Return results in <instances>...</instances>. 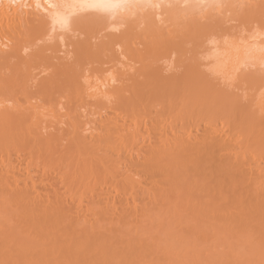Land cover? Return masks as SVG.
Instances as JSON below:
<instances>
[{"label":"bare ground","instance_id":"6f19581e","mask_svg":"<svg viewBox=\"0 0 264 264\" xmlns=\"http://www.w3.org/2000/svg\"><path fill=\"white\" fill-rule=\"evenodd\" d=\"M95 2L0 0V264H128L121 261L125 254L137 259L135 263L133 260L136 259L129 258L134 264H264V136L260 137V133L253 140L252 127H245L243 121L244 125L234 123L231 117L222 113L223 110H217L218 106L214 110H210L211 106L209 110H202V105L200 109L198 106L189 109L186 101L178 99L179 107H175V96L174 106H171L169 98L173 96L170 97L168 90L174 89L175 80L158 81L161 85L157 82L158 85H154L153 82V89L144 81L145 85H149L145 88L147 91L141 89L136 94L137 88L132 85L133 81L136 82L133 74L139 69L133 72L130 68L134 65L126 62L145 61L142 49L136 47L141 41H136L134 36V41L130 38L132 24L128 18L131 14L138 11V16L148 7L153 10L155 19L150 23L152 20L148 22L142 18L145 26L148 24L153 29L152 24L162 19L164 22L160 23L168 25L167 22L172 20L170 25L174 23L178 26L186 21L183 19L185 16L178 15L187 14L185 11L189 7L179 6L177 8L184 10L175 12L177 5L191 4L192 7L193 4L212 0H124L128 4L126 8L110 12L93 7ZM251 2L254 0H240L237 5L232 4L239 8L244 6L249 9L248 12L258 6L255 13L260 12L263 16L262 1L261 4L255 0L256 6ZM49 3H62L66 7L54 16L46 15ZM209 5L207 14L210 13ZM247 5L254 6L250 9ZM223 6L220 7L225 12L226 7ZM198 11L199 16L202 11ZM86 12L104 15L107 21L112 22L110 26L118 27L115 30L119 29V34L108 36L109 39L99 42L92 51L84 48L89 54L83 47H77L74 61L70 66L67 64L65 70L56 74V69H51L47 76L40 77L39 74L37 81L33 79L34 75L28 68L37 59H42L40 53L45 51L38 50L40 53L24 56L33 40L49 34L48 38L52 37L51 32L66 30L67 27L75 31L73 25L76 19H83L73 16ZM240 12H231L230 16L235 20ZM222 15L225 13L220 18L225 17ZM200 17L204 18L203 15ZM226 18L224 21H229ZM255 21L257 24V19ZM197 23L206 25L204 22ZM197 23H192L196 33L201 28L199 26L198 29ZM262 24H257L258 27L246 36H231L228 31L225 38L202 41L210 43L202 46L208 63L213 64L212 67L207 66L212 69H209L210 78L214 80L219 76L224 82H230L228 79L233 80L236 70L246 63L264 69V21ZM100 25L104 29L109 27ZM110 28V31L114 29ZM88 29L87 32L92 35L97 27L94 29L91 25ZM187 31L189 37L190 28ZM209 31L202 34L203 38L210 35ZM58 35L65 37L60 33ZM168 36L163 37L166 41L160 38L162 42L149 49L154 52L160 49L162 59L173 52L172 47L182 51L177 40L173 44L174 35L171 33ZM196 38L201 42L198 36L194 40ZM114 45L119 48V53L114 50ZM108 52L110 56L104 57L112 63L108 68L102 65L91 67L92 62L98 63ZM45 54L48 56L47 52ZM86 60H90V68L83 67ZM116 62L124 63V66L128 64L126 68L131 71L122 69L123 65L118 67ZM52 67L55 68V65ZM194 69L189 70L193 72ZM154 70L157 72L159 69ZM60 73L64 76L63 81H58L56 77ZM193 75L199 76L197 72ZM158 76L161 78L162 74ZM203 79L205 84L208 79L205 76ZM127 81L131 82V86ZM262 88L258 91L262 92ZM180 90L183 91V87ZM184 95L177 96L182 98ZM256 95L253 103H249L250 111L264 112V93ZM232 109L234 111V107ZM56 151L59 154L53 157ZM197 187L201 189L198 188L201 197H182L184 190L189 192L192 188L197 191ZM16 222H22V226ZM117 238L122 241L118 243L120 253H125L122 258L118 251H114L118 250L114 245Z\"/></svg>","mask_w":264,"mask_h":264},{"label":"rangeland","instance_id":"374dc122","mask_svg":"<svg viewBox=\"0 0 264 264\" xmlns=\"http://www.w3.org/2000/svg\"><path fill=\"white\" fill-rule=\"evenodd\" d=\"M226 2L224 3V1L223 0H216V1H213L212 0V2H209V3H202V4H193L192 5V7H190V5L189 4H183V5H175L176 6V8L175 9H177L175 12H177V11H183L182 9H179V8H177V7H181V8H185V7H189L188 9H186V13L188 14H185V15H181L180 13H178V14H180V15H178V16H185V17H183V19H185L186 21L183 23V24H181V23H179V25L177 26V24L175 25L174 23H172L171 25H172V27H173V29H172V27H169V26H171L170 25V21H172V20H170V21H168L167 23H168V25L166 24V22L165 23H160V22H164V20L162 19V21L160 20L159 22H155L156 24H152L153 25V29H152V26H150L151 27V29H149L150 27L148 26V24H147V26H145L144 25V23L143 22H141V19L142 18H145L148 22L150 21V20H152L150 23H152L153 22V20L155 19V17H153V15H152V12H153V10L151 9H149L148 7H146V9H144V11H142V12H139V15L137 16V14H138V11L137 12H135L134 14H131V16L128 18V21L130 20V22H131V24H132V32L130 33V38H131V40H133L134 41V38L136 37V41H137V39H138V41H141L139 44H138V42H137V45L139 46H137L136 45V47L139 49V50H141V53L142 54H144L145 55V58H144V62H142L143 60H141V59H139V61H135V63H134V61H133V63L131 62V61H126L129 65L131 64V66L132 65H134V66H132V68H130L133 72H135V70H136V68L137 69H139V72H142V74H139V72L138 71H136L135 73L137 74L138 73V75H136V74H133V72H132V74H133V76H135V78H136V82L135 81H133V83H132V85L134 84L135 86H133V87H135V88H137V90H136V94H137V92L139 91V90H141V89H145V88H148L149 87V85L151 86V87H149V88H152L153 89V82H154V85L156 84V85H158L157 83H159V82H165V81H167V82H170V81H173V80H175V87L176 88H179V89H175V87H174V89L176 90L175 92H174V89H172L171 87L169 88V89H172V90H168V93L169 94H171L170 95V97L171 96H173L172 98H169L170 100H171V106L174 104V102H173V99H174V96H175V99H174V101L176 100V102H175V107H176V105H178L177 103H179V101H178V99H182V102L184 101H186L187 102V104H189V106H187V104H185V103H181V105L182 104H185V106H187V107H189V109L191 108V109H193L194 107H197L198 109H200V108H202V110H203V108L205 109V108H207L208 110H209V108H210V106H211V108H210V110H214V108L216 109V106H218L217 107V110H221V112H222V110H223V112L222 113H224L225 115H228L229 117H231V119H233V120H231V121H233L234 123L236 122V123H240L241 125H244L245 127H248V128H250V127H252V129L253 130H251L252 131V134L253 135H251V138H252V136L254 137V138H252L253 140H255V138L256 137H259L258 135L261 133L262 135L260 136V137H263L264 136V112H258L257 110H253L252 112H254V113H252L251 111H250V108H251V104L253 103V99H254V96H257L256 94H259V93H261V94H263L264 93V69L262 70V68H261V66H258V65H255L254 64V66H251L252 64L250 63V65H248L247 63H246V65L244 64L242 67H239V69L238 70H236L237 71V73L236 74H234V76L235 77H232V78H234L232 81L230 80V78L228 79L230 82H228L227 80V83H229L228 85H227V83L226 82H224L222 79V77H220V78H218L219 76H217V78L215 77L214 78V80H213V77L212 78H210L212 75L210 74V70L209 69H211V68H209L208 69V67L210 66V67H212V63H208V59L205 57V54L206 53H203L204 51H205V49H204V47H203V49H202V46H205V44H206V46H207V43H208V45L210 44L209 42H211V41H213V40H215L216 38H220V39H222L223 37L225 38V36H227L228 35V33L230 32L231 34V36H233V34L234 35H236V36H239L240 34H243L244 36H246L247 34H250V33H252L251 31H253L254 30V27L256 28V27H258V25H260V23H261V25L263 26V21H264V6H263V4H264V0H261L262 1V3H261V1L260 0H256V2L257 1H259L260 3H259V5H261V8L263 9L262 10V14H263V16L261 15V14H259L258 12H257V14H259L260 16H262V17H260V16H258L256 13H255V9H257L256 11H258V6L257 7H255V9L253 8V6L254 5H251V7H250V5H247L246 7H250V9H252V11L251 12H248L249 11V9L247 10V8H245L244 6H242V8L244 9V10H241L242 8H239V7H236V6H234V5H237L238 4V2L240 1V0H225ZM238 1V2H237ZM256 2H255V0H254V2H251L252 4L253 3H255V6L257 5L256 4ZM225 5V12H223L222 11V8L221 7H223L224 8V6H223V4ZM234 5H233V4ZM210 4V5H209ZM250 4V3H249ZM167 5V4H166ZM187 5V6H186ZM196 5V6H195ZM203 5H205V8H204V6ZM208 5H209V14H207V12H208ZM212 5H213V7H212ZM216 6V8H215V6ZM168 6V5H167ZM170 6H172V5H170ZM221 6V7H220ZM234 8H233V7ZM263 6V7H262ZM166 7V6H165ZM174 7V6H173ZM212 7V8H211ZM219 7H220V9H219ZM228 7H230V10H229V8ZM241 7V6H240ZM169 8V7H168ZM196 8H197V10H196ZM215 8V9H214ZM232 8V9H231ZM239 8V9H238ZM198 9L200 10V11H202V14H200L199 13V16H198V13L197 12H199L198 11ZM205 9V10H204ZM218 9V13H220V15L218 16V14H217V12H216V10ZM234 10V11H233ZM239 10H241V12L242 11H245V12H243V14L244 15H242L241 14V12L239 11ZM247 10V11H246ZM261 10V9H260ZM259 10V11H260ZM192 11V12H191ZM233 12V13H235V12H240L239 14H241V15H239L238 14V16H236V19L235 20H233L232 19V17L230 16L231 14V12ZM174 12V11H173ZM173 12H172V14H173ZM206 12V14L208 15H206V14H204ZM214 12V13H213ZM229 12V13H228ZM247 12V13H246ZM87 13V14H86ZM85 14L83 13V14H77V16H73V18H75V17H79V18H82L83 20L82 21H80L81 19H79V21L76 19V24L75 25H73L74 27L73 28H75V31L74 30H72V29H70L69 27H67V29L65 30V29H63V30H55L56 32L55 33H53V32H51V34H53V36L52 37H49L48 38V36H50V34L49 35H45V36H43L42 38H37V39H35V40H33V42L31 43V45H30V49H27V54H25L24 56H28V55H30V54H32V53H40L39 51L41 50V51H44V52H41L40 53V57H42V59L41 58H39V59H37V61H35V62H33L32 64H31V66L28 68L29 69V72H30V74L31 75H34V78L33 79H35L36 78V81H37V78L40 76H43L44 77V75L45 76H47V72H48V74H50L51 73V69L53 70V69H56V74H57V71H59V72H61V71H63V70H65L66 68L65 67H67V64H69V66H70V64H72V62L74 61V59H75V55H76V52H77V47H83V49L84 48H86L87 50H89V51H92V49L94 50V49H96V45L99 43V42H101V41H106L107 39H109L108 38V36H111L112 34H119V29L118 30H115L116 28H118L117 26H113V25H111L112 27H114V29L113 30H111L110 31V29H112V28H110L111 26H110V23H112V22H110V21H107V19H106V17L104 16V15H100V14H96L95 15V13H88V12H86ZM144 13V14H143ZM191 13V14H190ZM197 13V14H196ZM222 13H225V15H222V16H225L224 18H226L225 20H229V21H224V18H220L221 17V14ZM227 13H228V15H227ZM232 13V14H233ZM251 13V14H250ZM150 14V15H149ZM190 14V15H189ZM214 14V15H213ZM249 14H250V16H249ZM81 15V16H80ZM134 15V16H133ZM146 15V16H145ZM152 15V16H151ZM177 15V14H176ZM187 15V16H186ZM194 15H197V16H194ZM203 15V17L206 15L207 17H204L203 19L200 17V16H202ZM227 15V16H226ZM233 15H236V14H233ZM254 15H255V17H254ZM142 16V17H141ZM175 16V15H174ZM215 16V17H214ZM218 16V17H217ZM252 16V17H251ZM89 19H88V18ZM162 17V16H161ZM187 17V18H186ZM193 17V18H192ZM198 19H197V18ZM217 17V18H216ZM244 17V18H243ZM248 17V18H247ZM136 18V19H135ZM149 18V19H148ZM189 18V19H188ZM214 20H213V19ZM218 18H220L222 21H220V19H218ZM234 18H235V16H234ZM260 18L262 19V21H260ZM91 19V20H90ZM94 19H95V21H94ZM131 19H133V20H131ZM192 19V20H191ZM196 19V20H195ZM200 19V20H199ZM202 19V20H201ZM232 19V20H231ZM254 19V20H253ZM255 19H257V24H256V21H255ZM88 20V21H87ZM190 20V21H189ZM194 20H195V22H194ZM209 20V21H208ZM210 20L211 21H213L212 23H210ZM241 20V21H240ZM247 20H249V21H247ZM252 20H253V22H252ZM74 21V20H73ZM106 21L109 23H107V24H105L106 23ZM112 21V20H111ZM120 21V20H119ZM197 21L199 22V23H206V25H205V27L203 26V24L202 25H199L198 23H197ZM201 21V22H200ZM203 21V22H202ZM218 21H220L219 23H218ZM233 21V22H232ZM237 21V23H235ZM77 22H79V23H77ZM222 22H224L223 24H222ZM241 22V23H240ZM245 22H247V23H245ZM259 22V23H258ZM89 23V24H88ZM98 23V24H97ZM142 23V24H141ZM188 23H191V24H188ZM192 23H197V24H195V25H198L197 27H198V29H199V26H201V28L199 29V31H197V33H196V30H194V28H193V25H192ZM209 23V24H208ZM230 23H235V25L233 24H231L230 25ZM250 23H251V26H250ZM96 24V25H95ZM100 24H104V25H109V27L108 26H106L105 27V29H104V27H102ZM158 24V25H157ZM164 24V25H163ZM181 24V25H180ZM220 26H219V25ZM222 24V25H221ZM237 24V25H236ZM249 25V27H250V29H249V27H248V25ZM78 25V26H77ZM91 25H92V27H94V29H96V27H97V29H96V31L94 30L91 34L92 35H90V33H88L87 32V30H89L88 28H90L91 27ZM96 27H95V26ZM162 25V26H161ZM188 25V26H187ZM213 25V26H212ZM231 27H230V26ZM240 25V26H239ZM241 25H243V26H241ZM260 25V26H261ZM87 26V27H86ZM180 26V27H179ZM190 26V27H189ZM210 26H212V27H210ZM221 26H223V27H221ZM234 26V27H233ZM237 26V27H236ZM239 26V27H238ZM71 27V26H70ZM122 29H125L126 27H123V26H120ZM135 27V28H134ZM141 27V28H140ZM149 27V28H148ZM169 27V28H168ZM179 27V28H178ZM190 28V34L191 35H189V37H188V34H189V31H187V29H189ZM194 27H196V26H194ZM213 27H216V29L215 30H213L212 31V29H213ZM218 27H220L219 29H217ZM246 27V28H245ZM69 28V29H68ZM99 28V29H98ZM103 28V29H102ZM109 28V29H108ZM120 28V29H121ZM138 28V29H137ZM157 28V29H156ZM158 28H159V30H158ZM164 28H166V29H168L167 31L164 29ZM193 28V30H194V32H193V34H194V36L192 37V31H191V29ZM208 28V29H207ZM225 28V29H224ZM233 28V29H232ZM243 28V29H242ZM245 28V29H244ZM263 28V27H262ZM121 29V30H122ZM140 29V30H139ZM148 29V30H147ZM154 29H156V30H158V31H160L161 29V33L159 32L158 33V31H156V30H154ZM164 29V30H163ZM170 29H172V30H170ZM178 29V32H176V30ZM203 29V30H202ZM223 29V30H222ZM229 29V30H228ZM250 31H249V30ZM69 30H70V32H69ZM100 30V31H99ZM138 30V31H137ZM144 30V31H143ZM149 30H150V32H149ZM175 30V31H174ZM201 30V31H200ZM210 30V31H209ZM219 30H221V31H219ZM243 30L245 31L244 33H243ZM81 31V32H80ZM83 31V32H82ZM105 31V32H104ZM116 31V32H115ZM134 31V32H133ZM206 31H209L210 32V35H208L207 37H205V38H203V36H202V34L204 33V32H206ZM213 33H212V32ZM222 31H224L223 33H220V32H222ZM227 31V32H226ZM229 31V32H228ZM259 32H260V29L258 30ZM137 32V33H136ZM144 32H145V34H144ZM166 32H168V33H166ZM182 32V33H181ZM186 32V33H185ZM200 32V33H199ZM234 32V33H233ZM50 33V32H49ZM63 34L62 36H65V37H61L60 38V36L58 35V34ZM73 33V34H72ZM86 33H87V35H86ZM149 33V34H148ZM151 33V34H150ZM171 33H172V36L174 35V38L172 39V41H173V44H175V40H177V42H179L178 43V45H179V49H182V51L181 50H176V49H173V47H172V51L173 52H170V53H168V55H166V56H164V57H166V58H164V59H162L163 57L161 56V52H160V49H158V50H156V52H154V51H150L152 48L151 47H154L153 45H157V43L159 44V43H161L162 42V39H160V38H163L164 36H171ZM178 33V34H177ZM199 33V34H198ZM218 33V34H217ZM56 34L58 35V36H56ZM85 34V35H84ZM89 34V35H88ZM100 34V35H99ZM107 34V35H106ZM135 34V35H134ZM152 34H153V36H152ZM155 34H157V35H155ZM212 34H213V37H212ZM215 34V35H214ZM219 34H221V35H219ZM227 34V35H226ZM94 35V36H93ZM98 35V36H97ZM144 37H143V36ZM148 35V36H147ZM162 35V36H161ZM176 35V36H175ZM177 35H178V37H180V38H178L177 37ZM225 35V36H224ZM132 36V37H131ZM133 36H134V38H133ZM158 36H160V37H157ZM168 36V37H169ZM198 36V38H200L201 39V42H199L200 40L199 39H195L194 40V38L195 37H197ZM210 36V37H209ZM223 36V37H222ZM73 37V38H72ZM92 39H91V38ZM95 37V38H94ZM103 37V38H102ZM150 37V38H149ZM183 37H184V39H186V40H188V41H185L184 39H183ZM208 37L210 38V39H212V40H210V39H208ZM215 37V39H213ZM51 38V39H50ZM56 38V39H55ZM65 39V40H60V39ZM70 38V39H69ZM86 38V39H85ZM100 38V39H99ZM107 38V39H106ZM143 38H144V40H143ZM166 38V37H165ZM165 38H163V40L165 39ZM172 37H170L169 39H168V42L170 41V39H171ZM207 38V39H206ZM263 38H264V36H263ZM99 39V40H98ZM158 39H160V40H158ZM218 39H216V40H218ZM72 40V41H71ZM89 40V41H88ZM156 42H155V41ZM179 40V41H178ZM197 40H199V41H197ZM208 41L209 40V42H202V41ZM49 43H48V42ZM64 42V44L65 45H67V46H65L64 44H62V42ZM76 41H77V43H76ZM132 41V42H133ZM136 41L134 42V44H136ZM152 41H154L155 42V44H154V42H152ZM164 41H166V39L164 40ZM172 41H171V43H170V45L172 44ZM181 41H182V43H181ZM184 41V42H183ZM194 41V42H193ZM66 42V43H65ZM97 42V43H96ZM197 42V43H196ZM74 43V44H73ZM201 43H204L203 45H201ZM56 44V45H55ZM84 44V45H83ZM183 46H181V45ZM184 44V45H183ZM189 44V45H188ZM196 44H197V46H196ZM44 45V46H43ZM146 47H148V48H146ZM152 45V46H151ZM63 46V47H62ZM91 46V47H90ZM149 46H150V48H149ZM205 46V47H206ZM36 47V48H35ZM44 47V48H43ZM75 47V48H74ZM143 47H145V48H143ZM186 47V48H185ZM43 48V49H42ZM56 48V49H55ZM114 50H117L116 51V53H119L118 51H119V48L116 46V45H114ZM36 49V50H35ZM75 49V50H74ZM86 49H84L85 51H86ZM143 49H145L144 51H143ZM150 49V50H149ZM188 49V50H187ZM35 52H34V51ZM39 50V51H38ZM65 50V51H64ZM177 52H176V51ZM190 50V51H189ZM201 50V51H200ZM30 51V52H29ZM50 51V52H49ZM67 51V52H66ZM89 51H86V53L87 54H89ZM143 51V52H142ZM149 51V52H148ZM183 51H185V53H183ZM45 52H47L48 54V56H46V54H45ZM75 52V53H74ZM154 52V53H153ZM158 52V53H157ZM178 52H179V54H178ZM187 52H190L189 54L187 53ZM199 52V53H198ZM202 52V53H201ZM66 53H68L67 55H66ZM73 55H72V54ZM91 53V52H90ZM114 53H115V51H114ZM151 53H153L154 55L153 56H151L152 54ZM65 54V55H64ZM70 54V55H69ZM109 54H111L110 52H108V53H106L105 55H103L101 58H100V61L98 62V63H96V62H92V64L89 62V61H87L86 60V65H84L83 67H88V68H90V64H91V67L92 66H94V65H96V66H103V68H108L112 63H111V61H110V59H109V61H107L108 59H106L107 58V55H109ZM159 54V55H158ZM178 54V55H177ZM181 54H184L185 55V57L183 56V55H181ZM188 54V55H187ZM199 54V55H198ZM51 55V56H50ZM171 55V56H170ZM173 55V56H172ZM193 55V56H192ZM110 56V55H109ZM108 56V58H111V57H109ZM174 56H176V57H174ZM192 56V57H191ZM207 56V55H206ZM69 57V58H68ZM104 57H106V58H104ZM162 57V58H161ZM179 57V58H178ZM203 57V58H202ZM46 58V59H45ZM49 58V59H48ZM50 58H52V59H50ZM170 58H173V59H170ZM176 58V59H175ZM198 58V59H197ZM41 59V60H40ZM62 60L61 62H59V60ZM64 59V60H63ZM147 59V60H146ZM192 61H191V60ZM194 59V60H193ZM205 59H207V60H205ZM67 60V61H66ZM73 60V61H72ZM101 60H103L102 62H101ZM105 60V61H104ZM164 60H166V63H165V61ZM168 60V61H167ZM171 62H170V61ZM173 60H175V62L173 61ZM177 60H179V61H177ZM203 62H202V61ZM205 60V61H204ZM57 61H58V63H57ZM157 61V62H156ZM159 61H161V62H159ZM162 61H164V63L165 64H163V62ZM183 61V62H182ZM191 61V62H190ZM68 62H70V63H68ZM90 64H89V63ZM130 62V63H129ZM138 62V63H137ZM140 62V63H139ZM147 62V63H146ZM168 62V63H167ZM170 62V63H169ZM173 62V63H172ZM185 62V63H184ZM197 62V63H196ZM205 62H207V65L205 64ZM126 63V64H127ZM137 63V64H136ZM145 63H146V66H145ZM176 63V65H174ZM181 63V64H180ZM199 63H201V64H199ZM38 64V65H37ZM60 64H61V66H60ZM65 64V65H64ZM100 64V65H99ZM109 64V65H108ZM127 64V65H128ZM160 64V65H159ZM167 64V65H166ZM178 64V65H177ZM183 64H185L184 66H182ZM196 64V67L194 66ZM55 65V68L54 67H52V66H54ZM64 65V66H63ZM107 65V66H106ZM116 65L118 66V67H120L121 65H123L124 66V63L123 64H120L119 62H116ZM126 65V66H127ZM128 65V66H129ZM136 65V66H135ZM154 65H156V67H153ZM166 65V66H165ZM168 65H170V66H168ZM190 65V66H189ZM193 65V66H192ZM201 65V66H200ZM33 66V67H32ZM43 66V67H42ZM51 66V67H50ZM60 66V67H59ZM101 66V67H102ZM126 66H124V68H122V69H125L126 68ZM130 66V67H131ZM151 66L153 67L152 69H151ZM208 66V67H207ZM245 66V67H244ZM35 67V68H34ZM59 67V68H58ZM135 67V68H134ZM143 67V68H142ZM158 67H160V68H158ZM162 67H163V69H162ZM167 67H169V69L167 68ZM174 69H172V68ZM177 67V68H176ZM191 67V68H190ZM204 67V68H203ZM207 67V68H206ZM248 67V68H247ZM251 68V70H250V68ZM256 67H257V69H256ZM32 68H34V69H32ZM49 68V69H48ZM65 68V69H64ZM141 68V69H140ZM154 68L155 69H161L160 71L158 70L157 72H156V70H154ZM179 68V69H178ZM184 68V69H183ZM193 68H196V69H194L195 71H193V72H191V70L193 69ZM206 68V69H205ZM261 68V69H260ZM39 69V70H38ZM43 69H45V70H43ZM60 69V70H59ZM128 68H126L125 70H127ZM145 69V70H144ZM151 69V70H150ZM168 69V70H167ZM171 69V70H170ZM177 69V70H176ZM189 69H191V70H189ZM246 69V70H245ZM129 70V69H128ZM131 70H129V71H131ZM146 70H148V71H146ZM162 70H164V71H162ZM204 70V71H203ZM212 70V69H211ZM44 71H46L45 73H44ZM129 71H127V73L129 72ZM145 71V72H144ZM172 71V72H171ZM184 71V72H183ZM199 71V72H198ZM207 71V72H206ZM253 71V72H252ZM258 71V72H257ZM38 72H40V73H38ZM126 72V71H125ZM153 72H155V73H159V74H156L155 75V73H154V75H152L153 74ZM173 72H175L174 74H173ZM198 73L199 74V76H197V78H196V76L195 75H193L194 73ZM203 72H204V74H203ZM239 72H241L240 73V75H239ZM42 73V74H41ZM148 73V74H147ZM152 73V74H151ZM182 73V74H181ZM185 73H187V75L185 74ZM189 73H191L190 75H189ZM40 74V75H39ZM131 74V73H130ZM131 74V75H132ZM144 74H146V75H144ZM162 74V79L161 78H159V76L158 75H161ZM165 74H167V75H165ZM172 74H173V76H172ZM242 74V75H241ZM39 75V76H38ZM63 74L62 73H60V74H58V75H56V77H58V81L60 80V81H63L64 80V76H62ZM128 75H129V73H128ZM193 75V76H192ZM202 75V76H201ZM210 75V76H209ZM239 75V76H238ZM258 75V76H257ZM36 76V77H35ZM132 76V77H133ZM139 76V77H138ZM153 76V77H152ZM170 78H169V77ZM172 76V77H171ZM175 76V77H174ZM184 76V77H183ZM204 76L206 77V79H208L207 80V82H205V84H204ZM221 76V75H220ZM39 77V78H40ZM62 77H63V79H62ZM154 77H155V79H154ZM180 77H183L184 78V80H183V78H180ZM189 77V78H188ZM193 77V78H192ZM240 77V78H239ZM192 78V79H191ZM200 78V79H199ZM157 79H159V80H157ZM165 79H167V80H165ZM193 79H195V81H197V84H196V82H194V80ZM198 79V80H197ZM227 79V78H226ZM247 79V80H246ZM257 79H259V80H257ZM143 80V81H142ZM154 80H157V81H154ZM169 80V81H168ZM209 80H210V82H211V84H210V82H209ZM212 80V81H211ZM238 80V81H237ZM241 80V81H240ZM147 82V83H149V85H145L146 83L145 82ZM159 81V82H158ZM181 81H183V82H181ZM202 81V82H201ZM33 82H35L34 80H33ZM32 82V83H33ZM128 82V83H127ZM126 83L128 84V85H130V83L131 82H129V81H127ZM139 82V85L137 84ZM157 82V83H156ZM186 82V83H185ZM145 83V84H144ZM178 83V84H177ZM190 83V84H189ZM191 83H194L193 85L191 84ZM160 84V83H159ZM181 84H183V86L181 85ZM216 84H218V85H216ZM223 84H225V85H223ZM243 84V85H242ZM246 86H245V85ZM251 86H249V85ZM140 85H141V88H140ZM145 85V86H144ZM161 85V84H160ZM196 85L198 86V87H196ZM199 85H200V87H199ZM201 85H204V86H202L201 87ZM208 87H207V86ZM215 85V86H214ZM232 85V86H231ZM237 85V86H236ZM255 87H254V86ZM131 86V85H130ZM148 86V87H147ZM195 86V87H194ZM227 86H229V87H227ZM233 86H234V88H233ZM236 86V87H235ZM249 86V87H248ZM132 87V88H133ZM182 87H183V91L182 90H180V89H182ZM186 87H187V89H186ZM206 87V88H205ZM211 87V88H210ZM221 87V88H220ZM245 87V88H244ZM261 87H263L262 89L263 90H261L262 92H260V91H258V89L260 90L261 89ZM129 89L131 88V87H128ZM192 88H194V89H192ZM198 90H197V89ZM209 88V89H208ZM217 88H219V90L217 91ZM227 88H231V89H227ZM250 88V89H249ZM33 89V88H32ZM211 89V90H210ZM216 89V90H215ZM246 89V90H245ZM146 90V89H145ZM177 90H178V92H177ZM201 90V91H200ZM208 90H210V91H208ZM224 90V91H223ZM227 90V91H226ZM147 91V90H146ZM171 91H172V93H171ZM183 92V93H181V92ZM186 91H188V93L186 92ZM190 91H192V92H190ZM193 91H194V94H192L193 93ZM198 91V92H197ZM199 91L200 92H202L203 94L201 95L200 93H199ZM204 91V92H203ZM208 91V92H207ZM223 91V92H222ZM247 91H249V92H247ZM258 91V92H257ZM190 92V93H189ZM197 92V93H196ZM205 92H207V93H205ZM213 92V93H212ZM243 92H247V93H249V94H247V93H243ZM178 93V94H177ZM185 93V95H184V97H182V98H178V97H180L181 96V94L183 95ZM220 93L222 94V95H220ZM180 94V96H177V95H179ZM200 94V95H199ZM215 94V95H214ZM218 94V95H217ZM254 94V95H253ZM203 95H205V97L203 96ZM250 95V96H249ZM197 96V98H195ZM219 96V97H218ZM259 96V95H258ZM261 96V95H260ZM177 97V98H176ZM202 97H204V98H202ZM206 97H208V98H206ZM217 99H216V98ZM222 97H224V98H222ZM191 100L192 99V101L194 102V104L192 103V101L191 102H189V101H187V100H189V99ZM215 98V99H214ZM222 98V99H221ZM246 98V99H245ZM250 98V99H249ZM205 99V100H204ZM221 99V100H220ZM246 100H249V101H246ZM166 102H168L167 100H165ZM146 102V101H145ZM196 102V103H195ZM219 102V103H218ZM190 103H191V105H194V106H191L190 105ZM202 103V104H201ZM249 103H251V104H248ZM200 104V105H199ZM217 104V105H216ZM196 105V106H195ZM203 106V107H200L199 108V106ZM174 106V105H173ZM208 106V107H207ZM213 106V107H212ZM238 106H240L239 108H236V107H238ZM249 106V107H248ZM174 107V109H176ZM177 107H179V105L177 106ZM224 107V108H223ZM231 107V108H230ZM234 107V111H236V112H234L233 111V108ZM221 108V109H220ZM229 109V110H228ZM236 109V110H235ZM241 109H243V110H241ZM249 111H248V110ZM206 110V109H205ZM239 110V111H238ZM244 110H246L247 112H245ZM240 111H244L245 113H243V112H240ZM257 111V112H256ZM230 112H233V113H230ZM238 113H240V114H238ZM248 113V114H247ZM243 114L245 115V117H243ZM236 115H240L241 117H238V116H236ZM233 116V117H232ZM249 116H251V117H249ZM238 118V119H237ZM240 118V119H239ZM235 119H237L238 121H236ZM241 119H245V121L244 120H241ZM242 121H243V123H242ZM249 124V125H248ZM256 130V131H255ZM255 132V133H254ZM257 139V138H256ZM264 138H262V141L264 142V140H263ZM59 148L60 147H58L56 150L57 151H59ZM57 151L52 155L53 157L55 156V154L57 153ZM57 154H59V152L57 153ZM181 183V182H180ZM181 185L183 186L184 184H182L181 183ZM184 188H185V186H183ZM192 188H193V186H191ZM190 189L189 190V192L187 191L188 189H186V190H184L185 192H183L184 193V195L182 194V197L183 196H185L184 198H186V197H188V198H190V199H194V198H196V195L198 196L200 193H199V190H201L199 187H197V191H195V189ZM198 188H199V190H198ZM198 192V193H197ZM192 193V194H191ZM195 193H197V194H195ZM192 195V196H191ZM195 196V197H194ZM199 197H201L200 195H199ZM223 205V204H222ZM16 223H18L20 226H22V222H16ZM32 234H34L33 232H32ZM36 235V234H35ZM29 238H31V236H29ZM117 241V242H116ZM122 243V241H121V239H119V241H118V238L115 240V243H114V245H117L116 246V248L118 249V250H114V251H118L119 253L121 252V248H119V246H120V244L118 245V243ZM124 254L125 253H123L122 252V254L120 253L119 255L121 256V258L122 257H124ZM127 257V258H126ZM136 259V258H134V257H128L126 254H125V257H124V260H123V258H122V262H124V263H126V262H128V264H134V262L136 263V261H137V259L136 260H133V261H129L130 259ZM51 260H54L53 258H51ZM126 260V261H125Z\"/></svg>","mask_w":264,"mask_h":264},{"label":"snow or ice","instance_id":"6c2138e0","mask_svg":"<svg viewBox=\"0 0 264 264\" xmlns=\"http://www.w3.org/2000/svg\"><path fill=\"white\" fill-rule=\"evenodd\" d=\"M127 6L128 4H126L124 0H96L93 5V7L101 10L102 12H110L115 9L126 8ZM37 7H39V5H37ZM65 7L66 5L62 3H49L47 5L46 15L52 14L54 16L56 12Z\"/></svg>","mask_w":264,"mask_h":264}]
</instances>
